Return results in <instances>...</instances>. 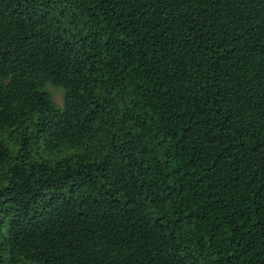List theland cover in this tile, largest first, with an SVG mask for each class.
<instances>
[{
    "label": "trees",
    "instance_id": "obj_1",
    "mask_svg": "<svg viewBox=\"0 0 264 264\" xmlns=\"http://www.w3.org/2000/svg\"><path fill=\"white\" fill-rule=\"evenodd\" d=\"M0 264H264V0H0Z\"/></svg>",
    "mask_w": 264,
    "mask_h": 264
},
{
    "label": "rangeland",
    "instance_id": "obj_2",
    "mask_svg": "<svg viewBox=\"0 0 264 264\" xmlns=\"http://www.w3.org/2000/svg\"><path fill=\"white\" fill-rule=\"evenodd\" d=\"M48 90L52 95L53 100L55 101V103L59 106L62 105V101H63V91L59 88H56L54 86H48Z\"/></svg>",
    "mask_w": 264,
    "mask_h": 264
}]
</instances>
